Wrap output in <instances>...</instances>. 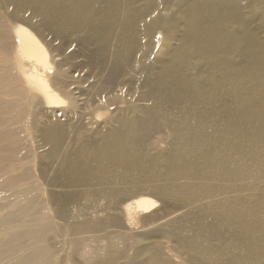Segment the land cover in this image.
Listing matches in <instances>:
<instances>
[{
	"label": "bare ground",
	"instance_id": "6f19581e",
	"mask_svg": "<svg viewBox=\"0 0 264 264\" xmlns=\"http://www.w3.org/2000/svg\"><path fill=\"white\" fill-rule=\"evenodd\" d=\"M0 264H264V0H0Z\"/></svg>",
	"mask_w": 264,
	"mask_h": 264
},
{
	"label": "rangeland",
	"instance_id": "374dc122",
	"mask_svg": "<svg viewBox=\"0 0 264 264\" xmlns=\"http://www.w3.org/2000/svg\"><path fill=\"white\" fill-rule=\"evenodd\" d=\"M85 68H87V67H85ZM91 77H89V76H83L81 79H79L78 80V78L77 79H75V85L76 86H78V87H80V89H81V91L84 93L83 94V96H87V97H89V92H88V88H89V79H90ZM78 80V81H77ZM92 103V101L91 102H89V105ZM94 117V116H93ZM92 117V118H93ZM94 119V118H93ZM95 119L96 120H99V118H98V113H95ZM44 196L46 197V194L44 193Z\"/></svg>",
	"mask_w": 264,
	"mask_h": 264
}]
</instances>
